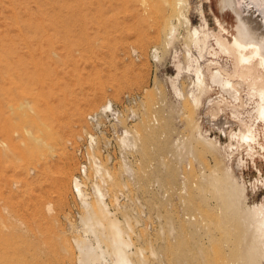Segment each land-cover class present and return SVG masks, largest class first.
<instances>
[{
  "label": "rangeland",
  "instance_id": "374dc122",
  "mask_svg": "<svg viewBox=\"0 0 264 264\" xmlns=\"http://www.w3.org/2000/svg\"><path fill=\"white\" fill-rule=\"evenodd\" d=\"M161 1L171 2L0 0V264H77L78 248L74 241L83 234L80 231L83 207L74 194L72 181L80 171V157L76 153L79 137L90 112L109 99L125 101L126 95L142 98L131 123L135 139L129 149V160L133 162L134 177L122 179V159L112 162L105 156L101 158L114 176L108 185L107 202L115 208L111 210L117 211L121 220L131 212L125 209V204L121 203L125 208H119L126 213L115 206V198L124 185L129 188L131 199L137 200L139 219L135 217L141 221L132 237L134 250L143 248L144 256L150 260L148 264H170L175 247L168 244L171 241L166 229L172 214L175 215L173 211L178 210L175 213L181 239L177 238L178 242L176 239L175 251L181 248L178 257L183 254L181 250L186 251V256L194 252L192 257L189 255L194 257L192 262L190 258L185 261V255L181 257L185 264H205L206 260L209 264L211 257L214 259L211 252L216 244L219 246L214 252H219L215 257L220 259V254L221 259L231 257L229 249L218 239L219 213L212 208L215 200L203 202V193L198 194L191 185L203 167L208 165L209 170L218 163L229 165L236 181L246 185L245 205L261 204L263 146L258 145L251 158L244 152L239 162L235 156L228 159L221 148L210 153L193 142L190 119H196L198 113L189 110L192 106L188 98L197 91L195 74L184 71L177 78V64L186 61L187 28H198L202 15L215 32L217 17L231 27L233 16L223 12L220 17L218 0H187L184 12L189 22L182 20L179 25L171 15L170 4L165 10L168 20L158 18L152 11ZM256 12L254 15L259 16L260 12ZM170 25H178L171 45ZM193 54L198 55L195 51ZM173 86L178 88L180 97L175 95ZM204 129L208 130V125L204 124ZM210 137L217 138L221 146L228 142L227 136L215 129ZM186 175L192 190L184 204L178 193ZM207 208L210 221L206 228L203 213ZM183 209L193 210L191 213L197 219L186 225V233L180 220L186 211ZM187 233L189 236L183 239ZM207 233L212 234L210 240ZM216 235L219 243L213 239L210 243ZM198 246L203 249L201 258ZM150 249L157 251L159 259L151 257L155 255ZM181 259L177 260L179 264L183 262ZM218 261L215 263L220 264Z\"/></svg>",
  "mask_w": 264,
  "mask_h": 264
},
{
  "label": "bare ground",
  "instance_id": "6f19581e",
  "mask_svg": "<svg viewBox=\"0 0 264 264\" xmlns=\"http://www.w3.org/2000/svg\"><path fill=\"white\" fill-rule=\"evenodd\" d=\"M218 2L220 17H223V12H229L233 16V25L230 27L228 23H225L224 19L217 17L215 21L218 23V30L215 32L208 27L207 21L202 15V22L198 28H187L188 34L185 47L186 61L185 64L178 62L177 78L184 71L189 73L193 72L195 74L197 91L191 94L190 99L188 98L189 105L193 107L190 106L191 108L189 107V110L195 109L198 113L196 119H190V125L194 131L193 142L201 144L203 149L210 153H214L218 148H221L225 154H228V159L235 156V159H238L237 161L240 162L241 155H243L244 152L248 157H253L258 145L260 146L262 144L261 146L263 147H260L263 149L262 151H264V141L262 142V138L264 139V0H218ZM169 4L171 7V15L176 17L179 25L183 21L186 23L189 22L184 12V6L187 5V0H171V2L161 1L155 4L154 7L151 6L153 8L152 11L158 15V18L161 17L162 19L168 20L165 15V10L166 6ZM245 4H247V7L244 6ZM250 5L255 10H251L252 7L250 8ZM256 11L260 12H258L259 16L254 15ZM177 31L178 25L171 26L170 38L168 37L169 45L174 42ZM193 51L198 53L196 57ZM174 87L175 86H173V88ZM216 90L217 93L215 92ZM173 91L175 95L178 94V88L175 87ZM179 93L181 94V92ZM186 110H188V107ZM134 112L137 113V111ZM189 112L191 113V111ZM243 113L247 114L243 115ZM191 116L192 114L188 117L191 118ZM204 124L208 125V130L204 129ZM233 126H236V128H233ZM131 127L132 126H128L124 130L119 142L124 150L121 164V177L123 180L132 179L134 177L132 169L133 162L129 160V154H131L129 149L132 147V142L135 139V133L131 130ZM213 129L227 136L228 142L225 145L221 146L217 138L210 137ZM79 138H81V136ZM37 141L38 140H36V142ZM95 143L94 136L91 135L89 139V149L90 147L91 149L88 151L89 164L81 166L80 174L75 175L72 181L74 194L83 207V215H80V231H82L83 234L81 237L75 238L74 241L77 245L76 248H78L77 264H148L150 260L147 261L148 258L144 256L143 248L138 247L134 250L136 246L132 239L135 234V227L137 224H140L139 222L141 221V219L138 221L136 218L139 216L136 211V205L138 206L137 200L131 199L129 196L130 194H128L129 188L124 185V190L115 198V206H117V208L120 206L125 208L121 203L125 204V209L131 212L125 215L123 220H121L117 216V211L113 212L111 210L113 208H111L109 205L110 203L107 202L110 195L108 185L113 182L114 176H112L111 169L107 162H103L98 157L97 152L93 148ZM213 167H215V165ZM208 168H210L208 165L206 168L203 167L198 175L196 174L197 179L195 182L193 181L192 185H190L192 187L194 185L193 189L197 190L196 192L198 194H200L199 192L203 193L202 196L199 195L204 198L203 202L204 200H210V202L215 200L216 204L212 208H214V210L216 209V211L218 210L216 214L219 213V218H217L218 220L216 222L218 226L216 227L220 232L218 239H220V243L226 245L231 254L230 257L228 256L229 253H226L229 257L227 259L226 256H222L225 262L221 259V254L219 255L220 259L218 256L215 257L219 252H214L219 246V244H216L217 247L211 252L214 255V259L211 257V250H208L210 254L207 253V257H211V262L209 260V264H216L215 261L217 260H222L223 262H221L223 264H264V202L252 206L245 205V199L247 197L246 185L242 181H236L234 178V171L229 165L219 166L218 163L215 168L207 170ZM188 182H190V179L186 175L178 193L184 204L187 203L190 190H192V187L190 188V186H188ZM206 204L208 207V202ZM197 208H199V206ZM187 209H183V211H186L183 212L180 219L182 224L185 225L181 226L183 227L184 233L187 232L186 225L191 224L196 219L195 214L191 213L194 209L192 208L193 210L191 212L190 210L187 211ZM124 210H121V212L123 213ZM200 210H202V207ZM207 210L208 208L203 213L206 219L204 222L206 228L209 226L208 223L210 221V213H208ZM124 212L126 213V210ZM175 212L173 211L175 215L172 214L170 223H168L169 226L166 224V226L169 227H167L168 229L166 230L169 231L168 238L170 237L169 239L171 241V243H168L169 241L167 243L177 248L176 246L178 243H175V241L177 238L179 239L181 235L179 236L177 226L178 215L176 214L178 213ZM166 214L168 216L171 212ZM201 215L202 213L200 216ZM160 231H162L164 235V231L162 229ZM194 232H196V230H194ZM186 235H188V233L184 235L183 239L186 238ZM208 235L209 236H206L210 240L212 234L209 233ZM215 238H217V235L211 238V241H208L210 243L213 240L217 242L216 240L218 239L215 240ZM178 239L176 242H178ZM185 242L186 241H181L182 244H185ZM194 242L196 243V241ZM200 246L203 247L204 245L200 244ZM202 247L200 248L198 246L197 249L200 248L199 252L197 250L198 253L201 252ZM207 247L208 246H206V248ZM175 248L172 249L173 251L171 250L173 254L171 253L172 260L170 259V264H179L177 260L181 259L182 256L184 257L186 254H184L186 251L183 252L181 250L180 253L183 254L182 256L180 254L179 256L181 257H178L179 253L177 252H179L181 248H179L177 252ZM221 248H223V246H221ZM224 249H222V251ZM150 250V252L155 255L151 257H156L157 251L154 249ZM161 250H159L158 253ZM188 254L190 255L191 253L189 252ZM192 254L194 255V252H192ZM200 254L201 255H198L201 258L204 253L202 254L201 252ZM189 255H185L186 258L184 257V260L186 261L190 258V262H192L194 257L191 258L193 255H190L191 257H189ZM205 257L202 258V260L205 261L208 259L207 257L205 259ZM157 258L158 257L154 259L157 260ZM206 261L205 264L208 262ZM220 261L218 262L221 264ZM180 264H185V262L183 261Z\"/></svg>",
  "mask_w": 264,
  "mask_h": 264
},
{
  "label": "built area",
  "instance_id": "2783aa9c",
  "mask_svg": "<svg viewBox=\"0 0 264 264\" xmlns=\"http://www.w3.org/2000/svg\"><path fill=\"white\" fill-rule=\"evenodd\" d=\"M141 99L140 95H126L125 101L120 102L109 99L87 115V126L76 148V153L80 157V167L89 164L88 151L91 149V147L89 149L91 135L96 142L93 148L103 162L105 160L101 156H105L112 162L119 158L123 160L124 150L119 143L121 134L134 121L137 114L134 111Z\"/></svg>",
  "mask_w": 264,
  "mask_h": 264
},
{
  "label": "water",
  "instance_id": "95a60500",
  "mask_svg": "<svg viewBox=\"0 0 264 264\" xmlns=\"http://www.w3.org/2000/svg\"><path fill=\"white\" fill-rule=\"evenodd\" d=\"M248 2H249V1H248ZM248 2H247V3H248ZM244 6L247 7V4H245Z\"/></svg>",
  "mask_w": 264,
  "mask_h": 264
}]
</instances>
